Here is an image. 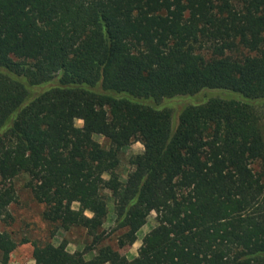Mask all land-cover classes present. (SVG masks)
<instances>
[{"label":"trees","instance_id":"16d2710c","mask_svg":"<svg viewBox=\"0 0 264 264\" xmlns=\"http://www.w3.org/2000/svg\"><path fill=\"white\" fill-rule=\"evenodd\" d=\"M263 118L264 0H0V224L22 178L43 221L90 238L0 228V264L26 242L33 264H264ZM152 212L132 257L106 243Z\"/></svg>","mask_w":264,"mask_h":264},{"label":"rangeland","instance_id":"374dc122","mask_svg":"<svg viewBox=\"0 0 264 264\" xmlns=\"http://www.w3.org/2000/svg\"><path fill=\"white\" fill-rule=\"evenodd\" d=\"M213 91H203L196 96H180L173 99H169V101H165V104L169 102L176 103L178 108H180L183 104H195L201 103L209 96L211 92L219 93V89H209ZM203 98V99H202ZM202 99V100H201ZM199 101V102H198ZM164 103V101H161ZM175 105V106H176ZM158 108H162L157 106ZM171 108V107H170ZM172 111V124H175V114L174 110ZM76 125L80 126L82 124L81 120L75 121ZM263 136H264V118L261 121ZM97 140L104 146L108 145V141L103 137H97ZM143 149L142 144L139 141L131 142L120 154V163L118 166V172L120 177L124 179L126 177V173L130 169V165L128 164V157L131 154H135L141 152ZM22 178H17L15 180V186L17 189V201L10 206V211L13 215V221L8 225H1L0 228H6L11 232V235L14 240L18 241L23 237H27L30 241H44L50 239L53 234L52 240L54 242L65 241L67 249L69 251L79 250L83 247L84 244H88L90 242V238L87 237L84 230L82 229H71L68 231L63 230H54V226L43 221L40 216V212L42 210V205L35 202L32 198V195L28 189H26L23 185ZM107 195L109 192H105ZM109 197V196H108ZM112 200L109 199L108 207L109 210L112 207ZM76 205V204H74ZM154 212L147 218V222L141 227V229L137 233V241L133 243L131 246H126L124 248H118L115 243V236L113 234H108L106 237V243L110 244L114 249H116L120 254H125L128 258L132 257L136 254V249L140 244L141 238L148 230H150L155 222H154ZM112 212L110 211L107 219L104 223V229L108 230L112 225ZM33 260L31 258V245L29 242L16 245L10 253L9 264H33Z\"/></svg>","mask_w":264,"mask_h":264}]
</instances>
